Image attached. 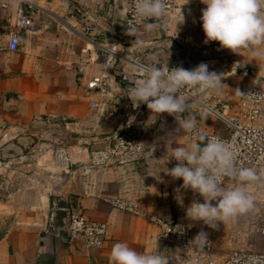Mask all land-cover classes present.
I'll return each mask as SVG.
<instances>
[{
  "label": "crops",
  "instance_id": "crops-1",
  "mask_svg": "<svg viewBox=\"0 0 264 264\" xmlns=\"http://www.w3.org/2000/svg\"><path fill=\"white\" fill-rule=\"evenodd\" d=\"M27 1L33 6L28 13L36 29L23 32L19 51L11 52L8 47L18 3L12 1V7L4 9V0H0V150L4 147L14 153L10 156L30 158L39 148V139L26 131L59 124L69 136L65 149L82 168L75 173L80 184L68 191L58 189L55 175H48L44 183L27 182L34 176L20 178L25 184L17 196L24 215L18 226L0 238V264H111L110 252L118 242H126L138 252H158L169 264H182L177 250L162 240L160 228L148 216L202 231L197 222L186 217L185 209L194 200L203 201L198 194L184 190L179 193L181 206L176 190L183 181L167 175V169L177 163L167 162L171 148L200 141L191 133L176 130L173 116L152 113L146 104L136 106L129 93L144 78L138 74L142 66L166 70L187 58L196 66L207 63L210 71L224 77L226 87L219 93L204 92L203 99L234 97L246 90L237 72L227 68L228 58L220 69H212L219 65L212 51L197 53L191 48L221 47L218 42L204 43L200 17L206 5L201 0H172L173 11L151 22L157 28L146 31L142 27L136 37L126 34L128 0ZM136 39L144 42L142 47L132 44ZM111 47L123 56L114 64L118 75L109 82L106 93L91 90L89 82L103 74V48ZM236 64L239 72L250 70L243 63ZM123 73L130 81L121 79ZM129 103L131 116L138 115L142 121L147 159L136 166L92 167L90 153L112 144L110 138L119 130ZM193 111L203 134L228 135L226 125L201 107L196 105ZM72 137L79 138V145L70 143ZM152 150L153 156L149 155ZM40 161L27 166L33 168ZM117 201L142 214L117 208ZM66 207L79 208L91 221L107 224L102 250L65 240Z\"/></svg>",
  "mask_w": 264,
  "mask_h": 264
},
{
  "label": "clouds",
  "instance_id": "clouds-1",
  "mask_svg": "<svg viewBox=\"0 0 264 264\" xmlns=\"http://www.w3.org/2000/svg\"><path fill=\"white\" fill-rule=\"evenodd\" d=\"M201 3L206 5L200 17L205 44L218 42L222 49L236 54L247 50L253 58L264 60V0H201ZM132 8L135 20L130 22L127 35H136L137 25L141 22L165 16L168 2L132 0ZM143 27L153 31L157 24L144 23ZM143 43L136 39L132 44L140 48ZM142 71L144 78L131 88L130 99L137 102L136 106L146 104L152 113L173 116L178 125L176 130L195 133L200 141L172 147L167 161L177 162L174 168L167 169V175L183 181L176 190L178 203L183 205L179 193L184 190H191L203 200V203L194 200L185 209L186 217L215 230L219 224L249 212L254 207V197L243 185L257 182L261 177L254 168L237 164L238 149L231 142L216 136L208 137L198 129L193 109L203 102V97L189 102L184 92L186 88H192L198 92L219 93L226 87L222 84L223 75L210 71L209 65L203 62L192 69L172 67L170 71H164L150 67ZM134 119L130 117L129 123ZM153 151L149 155L153 156ZM225 177L233 178L238 185L225 188ZM192 242L205 246L208 233L199 232ZM109 258L111 264H169L164 255L138 252L126 242L115 243Z\"/></svg>",
  "mask_w": 264,
  "mask_h": 264
},
{
  "label": "built area",
  "instance_id": "built-area-1",
  "mask_svg": "<svg viewBox=\"0 0 264 264\" xmlns=\"http://www.w3.org/2000/svg\"><path fill=\"white\" fill-rule=\"evenodd\" d=\"M12 1H16L15 24L10 33L9 51L18 52L21 46V35L23 32H34L36 27L32 22V16L28 13L33 6L27 0H4L2 7L9 9L12 7ZM168 11H173L174 4L172 0H167ZM135 16L132 8V0H128L126 27L128 29L130 22H134ZM159 20V19H158ZM154 20L141 22L137 25L138 37L140 29L144 23H151ZM88 27L86 31H89ZM103 54L100 56L103 65V74L94 77L88 84L89 89L99 90L106 93L109 82L115 75H118L115 61H121L123 56L115 50L103 48ZM192 69L196 67L195 61L185 59L173 66ZM142 66L138 74L144 76ZM172 68V67H171ZM168 68L164 71H170ZM242 70V69H241ZM242 75L250 76V70H242ZM123 81H130L129 75L123 73ZM189 102L201 97L204 92H198L192 88L184 90ZM97 106L96 104L94 105ZM204 111L226 125L227 136L217 134H208V137L216 136L225 141L231 142L238 149L237 164L243 167L262 168L264 167V90L257 87H248L241 95L234 97L213 99H203L201 104H197ZM122 117V114L120 115ZM130 117L134 121L129 123ZM138 115L129 116L124 129L112 140L108 147L92 151L90 153V165L96 168L105 167H126L136 166L143 163L148 156L146 147L142 141V127ZM201 131V130H200ZM202 132V131H201ZM115 135V134H114ZM196 138L195 133H191ZM56 162L64 169L71 170L76 165L70 154L65 148L56 149L54 152ZM231 177H225L223 186L225 187ZM3 191V182L0 178V197ZM200 198V197H199ZM201 199V198H200ZM202 200V199H201ZM203 201V200H202ZM115 206L119 209L142 214L136 208L127 203L117 201ZM65 212L64 230L65 240L68 243L81 241L88 249L102 250L108 236V226L105 223L91 221L79 208H63ZM151 223L160 228L162 240L171 244L182 259V264H264V250L254 251L248 249H239L233 253L219 254L216 252L210 237L208 243L201 247L199 243L192 242L198 234L188 225L179 222L164 219L158 216H148ZM257 234L264 238V218L256 226Z\"/></svg>",
  "mask_w": 264,
  "mask_h": 264
},
{
  "label": "rangeland",
  "instance_id": "rangeland-1",
  "mask_svg": "<svg viewBox=\"0 0 264 264\" xmlns=\"http://www.w3.org/2000/svg\"><path fill=\"white\" fill-rule=\"evenodd\" d=\"M191 48L197 53L210 49L215 56L213 58L219 60V65L211 67L212 69H216V67L220 69L226 58H228L227 68L230 72H237L243 89L257 87L264 90V60L253 58L247 50H240L239 54H236L221 47ZM236 62L243 63L244 67L250 69L249 77H241V72L238 71L240 66ZM63 136V133H59V137L63 138ZM70 143L79 145V138L72 137ZM3 148L1 147L2 150H0V178L3 182V191L0 197V238L7 231L18 226L19 221L23 218L24 213L19 207L20 201L17 196L25 184V181L20 179L21 177L24 175L34 176V179H28L27 182L44 183L48 175H55L58 181V189L68 191L80 184V176H76L75 173L80 172L82 168L80 167L81 163L78 162L73 169H64L56 162L54 156L56 149L49 148L47 151L49 155L46 158L42 156L31 160L25 156L19 158L10 156L14 153ZM37 161H40L37 166L28 168L27 165H32ZM82 165H84L83 162ZM254 169L261 179L243 185L245 190L254 197V207L249 212L241 214L226 223L219 224L215 230L203 225L202 222H197V227L200 226L198 229L208 233L216 252L219 254H229L239 249L264 250V238L259 236L256 231L258 222L264 218V167ZM237 185L238 182L231 178L225 188Z\"/></svg>",
  "mask_w": 264,
  "mask_h": 264
},
{
  "label": "water",
  "instance_id": "water-1",
  "mask_svg": "<svg viewBox=\"0 0 264 264\" xmlns=\"http://www.w3.org/2000/svg\"><path fill=\"white\" fill-rule=\"evenodd\" d=\"M131 114V104H127L125 113L123 115L122 123L119 128V130L113 135L110 140L116 138L118 134L124 129L125 124ZM27 133H32L36 135L39 139V148L37 151H35L34 156H30V159H38L42 156H44L49 148L52 149H60V148H66L69 144V136L65 129H63L59 124H54L49 127L39 128V129H30L26 131ZM59 133H63L64 136L59 137ZM84 141H81V144H83Z\"/></svg>",
  "mask_w": 264,
  "mask_h": 264
}]
</instances>
